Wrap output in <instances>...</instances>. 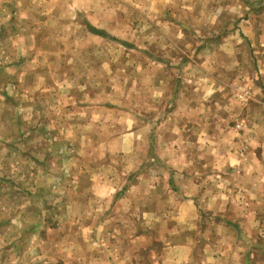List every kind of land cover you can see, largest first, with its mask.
I'll return each mask as SVG.
<instances>
[{
	"label": "crops",
	"instance_id": "obj_1",
	"mask_svg": "<svg viewBox=\"0 0 264 264\" xmlns=\"http://www.w3.org/2000/svg\"><path fill=\"white\" fill-rule=\"evenodd\" d=\"M187 2L193 0H0L1 7L10 5L9 11L0 13L5 29L12 31L13 25L14 39L9 44L17 50L34 45L33 64L14 71L18 88L36 94L43 102L60 94L70 99L72 102L61 108L62 131L58 133L79 144L76 153L80 158L89 157L85 148L94 142L96 152L104 147L111 162H81L75 169L78 190L68 201L66 212L83 223L53 244L32 242L35 249L31 252H40L46 263L264 264L254 257L255 252L264 250L255 240L263 238L264 232L256 225L248 229L240 224L252 214L244 205L264 206V119L256 118L255 125L242 134L224 125L230 130L222 137L226 152L211 165L214 176L210 182L196 179L197 168L192 164L182 165L186 154L180 142L183 137H199L197 118L206 105L200 97L209 94L203 98L207 100L216 90L217 94L214 68L225 62V55L199 56L202 70L184 73L191 86L185 85V93L180 88L169 94L172 109L168 114L165 109L161 114L158 110L156 116L140 122V105L130 100V95L135 96L133 88L126 95L124 89H118L120 68L112 46H128L114 38L123 21V6L148 9L146 15L142 13L148 19L145 24L165 37V18L156 23L153 15L168 7L182 8ZM19 23L30 31L43 28L45 32L36 38L31 32L20 36ZM127 29L131 27L127 25ZM162 77L148 87L150 99L160 97L159 105L168 92ZM129 78L137 86L134 77ZM210 100L220 109L215 99ZM215 131L209 132L210 137L214 138ZM241 147L245 151L238 157ZM117 156L130 160L117 167ZM215 175L221 177L217 183L213 182ZM232 207L239 211L234 218L226 215V209ZM205 211L209 230L200 227ZM21 227L19 223L18 229Z\"/></svg>",
	"mask_w": 264,
	"mask_h": 264
},
{
	"label": "rangeland",
	"instance_id": "obj_2",
	"mask_svg": "<svg viewBox=\"0 0 264 264\" xmlns=\"http://www.w3.org/2000/svg\"><path fill=\"white\" fill-rule=\"evenodd\" d=\"M165 4L170 6L171 3ZM122 9H125L123 21L114 38L116 43L121 41L128 46H112L120 68L118 89H124L126 95L133 88L131 94L135 96L130 95V100L140 105L137 107L143 114V117L138 116L140 122L149 115L156 116L158 110L160 114L164 109L166 114L170 112L172 98L169 94L178 93L180 88L185 93V85L191 86L184 73L202 70L200 55H225V62H218V69L214 68L217 94L216 90L207 100L203 98L209 94L200 97L206 105L200 108L197 118L199 137H183L180 142L186 154L182 165L192 164L197 168L196 179L210 182L214 176L211 165L215 166L226 152L222 137L228 129L224 125L242 134L255 125L256 118L264 119V0H193L182 8L168 7L153 15L156 23L165 18V37L152 25L148 27V22L145 24L148 19L142 13L146 15L148 9L131 6ZM9 10L10 5L0 6V13ZM149 17L152 18L151 14ZM124 18L127 19L124 21ZM127 25L131 29H127ZM2 27L0 22V264H62L46 263L47 259H42L40 252L32 253L35 249L32 242L42 240L50 245L78 230L83 222L69 218L66 212L68 201L78 190L75 169L81 162L91 165L111 162L104 154V147L96 152L94 142L85 148L89 157L80 158L76 153L79 144L69 142L58 133L62 131L59 127L63 119L61 108L69 105L70 99L60 94L52 101L43 102L36 94L18 88L20 82L14 71L33 64L34 45L19 46L17 50L15 45L9 44V40L14 39L13 25L12 31ZM18 28L20 36H30L31 32L36 38L45 32L43 28L30 31L20 23ZM155 75L164 76L168 91L161 105L160 97L150 99L149 96L148 87L161 78L156 79ZM130 76L137 86L132 85ZM210 98L215 99L220 109L214 108ZM209 125L211 127L206 128ZM213 128L216 130L214 138L209 135ZM244 151L241 147L238 157ZM128 160V157L117 156L114 165H125ZM215 176L213 182L217 183L221 177ZM120 181L123 184L121 175ZM244 206L251 209L252 214L240 224H246L248 229L256 225L264 232V206ZM205 213L200 222L201 230L211 229ZM226 215L234 218L239 215L238 208L226 209ZM236 219L238 228L240 224ZM19 223H22V232L18 229ZM255 240L264 246V237ZM254 257L264 260V250L255 252Z\"/></svg>",
	"mask_w": 264,
	"mask_h": 264
}]
</instances>
